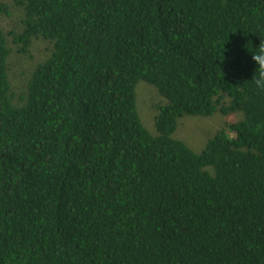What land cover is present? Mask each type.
Returning <instances> with one entry per match:
<instances>
[{
	"label": "trees",
	"instance_id": "16d2710c",
	"mask_svg": "<svg viewBox=\"0 0 264 264\" xmlns=\"http://www.w3.org/2000/svg\"><path fill=\"white\" fill-rule=\"evenodd\" d=\"M0 29V264H264V0H17ZM0 14L8 6L0 0ZM51 43L13 103L11 46ZM166 100L155 133L136 85ZM242 117L195 152L183 116Z\"/></svg>",
	"mask_w": 264,
	"mask_h": 264
},
{
	"label": "rangeland",
	"instance_id": "374dc122",
	"mask_svg": "<svg viewBox=\"0 0 264 264\" xmlns=\"http://www.w3.org/2000/svg\"><path fill=\"white\" fill-rule=\"evenodd\" d=\"M8 6V15L0 14V29H2L11 40L10 31L19 32L22 30V19L24 18V7L17 0H3ZM52 45L44 39L33 41L29 52L20 54L17 46H11V53L8 59L9 77L11 80L12 101L19 105L23 102L20 94L26 89V83L35 66L44 60L50 53ZM137 110L145 127L155 133V116L158 113V106L166 103V100L150 84L139 81L136 85ZM229 99L223 95L217 105L215 113L208 117L183 116L179 118L177 128L173 133L174 138L186 142L192 150L200 152L207 141L221 130L228 133V125L236 122L242 117V113L224 112L222 108L229 106Z\"/></svg>",
	"mask_w": 264,
	"mask_h": 264
},
{
	"label": "clouds",
	"instance_id": "9594fccd",
	"mask_svg": "<svg viewBox=\"0 0 264 264\" xmlns=\"http://www.w3.org/2000/svg\"><path fill=\"white\" fill-rule=\"evenodd\" d=\"M257 51L251 54V60L255 65L254 83L257 88L264 90V40L256 48Z\"/></svg>",
	"mask_w": 264,
	"mask_h": 264
}]
</instances>
